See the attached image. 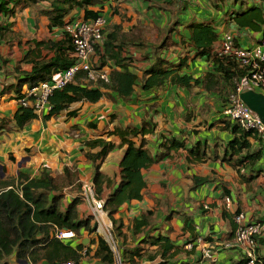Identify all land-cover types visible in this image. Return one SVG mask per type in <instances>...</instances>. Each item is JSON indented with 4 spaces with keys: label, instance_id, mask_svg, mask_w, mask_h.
Here are the masks:
<instances>
[{
    "label": "trees",
    "instance_id": "obj_1",
    "mask_svg": "<svg viewBox=\"0 0 264 264\" xmlns=\"http://www.w3.org/2000/svg\"><path fill=\"white\" fill-rule=\"evenodd\" d=\"M117 1L0 0V16L5 17V20L0 21V40L4 43L11 44L14 41L11 35L13 32L10 17L25 9L35 13L34 26L38 27L39 18H45L48 32H58L57 39L32 38L24 43L28 47L20 63L29 65L30 71L20 72L15 82L3 88V93L13 92L18 101L22 97L24 88L31 89L50 82L56 75L71 67L75 63L73 43L71 37L64 31V27L70 20L78 18L72 17V14L80 11L84 21H92L101 15V9L106 3ZM157 8L162 9L158 6ZM114 10L113 8V13ZM227 16L238 29L261 32L264 38V11L261 8L250 7L245 11H234ZM183 29L188 32L187 38L180 34L176 25L167 28L160 44L155 45L149 54L142 56V59H151L152 63L146 69L139 70L129 50L135 48L143 51L146 48L145 37L141 33L142 27L136 24L131 30L124 32L121 23L106 25L102 40L94 45L93 58L96 57L98 62L91 64V73L78 71L71 82L61 89H55L48 98L50 110L42 115L43 120L55 118L64 111L68 117H75L78 109L69 110L74 103H96L102 97H106L111 102L116 100L125 102L130 100L136 89L160 90L167 85L189 91L199 88L208 94L219 96L223 103H227V97L235 92L237 81L247 77V70L240 68L232 57L219 55L213 49L219 36L210 23L190 21L183 26ZM173 35L178 37L177 41H173ZM16 36L20 45L21 37L19 38L18 34ZM169 48H177L175 52H171L175 54L174 59L169 57L170 53H166ZM202 58L210 63L211 71L205 72L200 77L184 73L183 70L192 61ZM100 73L105 74L106 80L100 78ZM36 117L31 106L19 104L12 119L13 125L22 129ZM217 121L222 124L221 128L228 130L232 136L223 154L220 155L216 149L206 151V145L200 141L187 146L183 140L175 138L162 139L157 151L152 154L144 147L143 136L153 133L155 125L145 121L139 128L131 125L117 126L113 131L102 133L115 136L118 139L117 145L105 141L102 137L83 143L88 149L86 158L93 167L94 196L103 200L102 209L111 221L114 239L125 236L122 231V221L115 220L114 215L124 203L142 198V190L145 188L143 170L157 160L166 158L172 150L184 149L190 163H202L208 159L219 158L220 162L231 165L243 181L251 180L256 176L259 172L256 164L264 160V139L252 131L242 129L226 117ZM7 124L8 120L0 124V130ZM138 138L140 142L136 145L134 140ZM251 140L258 142V148L252 149ZM115 149H123L117 183L100 171L103 160ZM76 175L66 168L62 176L56 178L46 170L37 177H29L27 173L18 171L15 181L6 177L0 178L1 263L9 264V259L14 258L29 261L31 264H38L41 261L46 264H61L67 261L81 264L83 259L89 258L101 264H114L113 253L103 236L97 232L92 216L88 215L84 218L78 216V205L82 198ZM191 181V189L195 190L206 185L210 179L193 176ZM115 183L116 185L111 188ZM65 186H72V190L77 193L63 208L64 195L61 189ZM104 188L110 189L105 196ZM221 190V197L230 196L225 185H221ZM239 213V209L227 213L231 222L235 224H233L234 231L237 228L234 218ZM175 214L176 211L168 212L166 221L172 219ZM152 216L153 211L148 210L141 214L140 219L131 221L132 234L140 240L134 248L120 245L118 251L122 264H140L143 259L149 261L158 259L157 264H191L182 256L188 258L194 254L198 239L201 240L204 248L210 249V239L197 238L193 223L188 221L185 222L182 231L184 233L189 230L191 235L182 243L173 240L169 232L149 235L146 231L151 226ZM59 230L73 231L76 240L80 241L71 245L67 243L68 241L57 239L55 232ZM82 232H85L89 239L88 245L82 244L80 239ZM262 238H258L257 264H264V253H259V244L263 243ZM188 245L191 247L187 248ZM92 246L95 248L92 249ZM239 264H247V260L243 257Z\"/></svg>",
    "mask_w": 264,
    "mask_h": 264
},
{
    "label": "crops",
    "instance_id": "obj_2",
    "mask_svg": "<svg viewBox=\"0 0 264 264\" xmlns=\"http://www.w3.org/2000/svg\"><path fill=\"white\" fill-rule=\"evenodd\" d=\"M161 1L173 5L172 2H168L169 0ZM155 2L157 1L118 0L106 3L101 9L106 25L121 23L124 32L131 30L136 24L142 27L141 33L145 37L146 48L143 51L135 48L129 50L139 70L146 69L152 63L151 59L145 60L142 56L149 54L155 45L160 44L166 29L172 25H176L180 34L187 38L188 32L183 29L187 22L210 23L219 36L213 45L214 50L219 48L225 33L231 34L241 47H251L263 38L261 32L238 29L227 15L234 11H245L250 7H259L264 11V0L234 2L233 0H179L169 10H159L154 6ZM110 8L115 9V14L112 12L111 15ZM81 16L80 11L72 14V17L81 18ZM34 18L35 13L32 10L18 11L9 19L12 22L11 35L14 41L6 44L0 40V124L8 120L5 128L0 130V172L2 173L0 178H17L18 171L27 173L29 177H37L43 170L56 178L62 176L67 168L77 174L76 180L80 184L81 192L82 186L87 183L92 184L93 180V167L86 158L88 149L83 143L102 137L105 141L117 145L118 139L115 136L102 133L113 131L117 126L131 125L139 128L144 121L155 125L153 133L143 136L144 147L152 154L157 151L162 139L166 138L183 140L187 146L200 141L206 145V151L216 149L219 155L223 154L227 142L232 137L230 132L222 129V124L217 121L224 118L222 109L226 102L223 103L219 96L208 94L199 88L189 91L167 85L160 90L136 89L130 100L125 102L120 100L111 102L106 97H102L96 103H74L69 110L78 109L75 117H68L64 111L55 118L43 120L42 116L36 114L37 117L22 129L14 127L12 119L19 103L13 92L3 93L2 90L8 84L15 82L20 72L30 71L29 65L20 63L28 47L24 43L32 38L52 40L58 37L57 31L48 32L45 18H39L38 27L34 26ZM3 20L5 17L0 16V21ZM16 34L21 37L20 45ZM172 39L177 41L178 37L173 35ZM175 49L169 48L166 52L170 53V58L175 57V54L171 53L175 52ZM96 62H98L96 57H92L91 63ZM211 68L210 63L202 58L192 61L183 71L193 77H200L205 72L211 71ZM139 70L138 75H140ZM24 90L26 88L23 92ZM134 141L138 145L140 138ZM258 146V142L251 140L252 149ZM122 156L123 149H115L100 165L101 173L114 179L116 183ZM187 158V152L179 148L172 150L166 158L157 160L143 170L145 188L142 190V198L124 203L114 215L115 220L122 221V231L125 235L115 237L118 250L121 244L129 248H134L138 244L140 239L133 236L130 229L131 221L140 219L143 212L152 210L151 226L146 231L149 235L169 232L173 240L182 243L191 235L189 230L184 233L182 231L185 222L188 221L193 223L197 238L210 239L209 245L216 254L215 260L202 259L201 252L204 247L196 241L194 254L188 258L182 256L186 261L191 264H239L243 259L241 250L225 247L231 243L234 235V223L227 213L239 209L244 215L245 223L264 224V160L256 164V169L259 170L256 176L251 180L243 181L231 165L220 162L219 158L208 159L202 163H190ZM193 176L209 178L210 181L192 190ZM221 185L227 187L229 197H221ZM109 190L104 188L103 195L108 194ZM61 193L64 195L62 207L65 208L77 192L72 190V186H65L61 189ZM225 199H229V202ZM170 211H176L177 214L166 221V215ZM88 215H90L89 205L82 198L78 205V216L84 218ZM103 218L106 223H111L106 214ZM97 232L103 235L101 229ZM80 239L85 242L82 243L83 245H88L89 239L85 232H82ZM79 241L73 239L67 243L75 245ZM261 241L263 243L260 242L259 248L262 245L264 248V237ZM94 248L92 246V249ZM157 263L158 259L152 261L143 259L140 262V264ZM9 264H31V262L10 258ZM38 264L46 263L41 261ZM81 264L101 263L95 259L85 258Z\"/></svg>",
    "mask_w": 264,
    "mask_h": 264
},
{
    "label": "built area",
    "instance_id": "obj_3",
    "mask_svg": "<svg viewBox=\"0 0 264 264\" xmlns=\"http://www.w3.org/2000/svg\"><path fill=\"white\" fill-rule=\"evenodd\" d=\"M106 20L102 15L92 21H83L76 18L70 20L64 27V31L71 37L73 43V57L75 63L67 70L58 74L50 82H45L37 87L26 89L18 103L22 106H31L35 113L42 116L50 110L48 98L55 89L63 88L71 82L78 71L91 73V59L94 54V45L103 38V31ZM219 55L230 56L237 62L238 66L247 70V77L237 81L234 93L227 97V103L222 109V115L231 122L238 124L246 131H252L264 139V125L250 109L241 102L239 95L246 90H253L264 95V38L251 47H241L231 34L225 33L222 37L219 48L216 50ZM100 78L106 80L104 73ZM80 196L88 203L90 215L96 224L97 230L101 229L103 238L108 244L114 256V264H122L120 254L111 229L112 224L104 221L103 200L94 196V186L91 183L84 184ZM229 202V199H225ZM234 222L237 225L230 244L225 247L239 248L247 264H257L258 238L264 237V224L259 222H244V215L239 213L235 216ZM59 240L69 241L76 239L75 233L69 230L55 232ZM201 244V240H197ZM191 246L188 245L187 248ZM202 259L215 260L216 254L210 249H202ZM61 264H76L73 261Z\"/></svg>",
    "mask_w": 264,
    "mask_h": 264
},
{
    "label": "water",
    "instance_id": "obj_4",
    "mask_svg": "<svg viewBox=\"0 0 264 264\" xmlns=\"http://www.w3.org/2000/svg\"><path fill=\"white\" fill-rule=\"evenodd\" d=\"M239 98L264 125V95L253 90H246L239 95ZM0 176H2L1 172ZM82 243L84 244L85 242L83 241Z\"/></svg>",
    "mask_w": 264,
    "mask_h": 264
},
{
    "label": "rangeland",
    "instance_id": "obj_5",
    "mask_svg": "<svg viewBox=\"0 0 264 264\" xmlns=\"http://www.w3.org/2000/svg\"><path fill=\"white\" fill-rule=\"evenodd\" d=\"M157 2H155V4H154V6L155 7H161L162 9H171V7L173 6V5H175V4H177L178 3V1L179 0H169L168 2H172L173 3V5H170V4H168V3H166V2H162L161 0H156ZM112 9L113 8H110V10H109V12H111V15L113 14L112 13ZM167 11V10H166ZM107 17V16H106ZM79 19H82V18H79ZM105 19V18H104ZM83 20V19H82ZM106 20V19H105ZM84 21V20H83ZM108 24H110V23H108ZM106 26V25H105ZM6 179H13L14 181H15V179H16V177H8V178H6ZM62 183H63V181H62ZM263 250H264V248H263V245H262V247H260L259 248V253H262L263 252Z\"/></svg>",
    "mask_w": 264,
    "mask_h": 264
}]
</instances>
